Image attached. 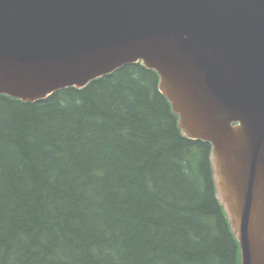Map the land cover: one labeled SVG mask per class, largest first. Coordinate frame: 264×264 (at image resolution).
Instances as JSON below:
<instances>
[{"label": "trees", "instance_id": "trees-1", "mask_svg": "<svg viewBox=\"0 0 264 264\" xmlns=\"http://www.w3.org/2000/svg\"><path fill=\"white\" fill-rule=\"evenodd\" d=\"M130 64L25 103L0 95V264H241L212 146Z\"/></svg>", "mask_w": 264, "mask_h": 264}, {"label": "water", "instance_id": "water-1", "mask_svg": "<svg viewBox=\"0 0 264 264\" xmlns=\"http://www.w3.org/2000/svg\"><path fill=\"white\" fill-rule=\"evenodd\" d=\"M138 63L211 144L241 264H264V0H0V95L35 103Z\"/></svg>", "mask_w": 264, "mask_h": 264}]
</instances>
